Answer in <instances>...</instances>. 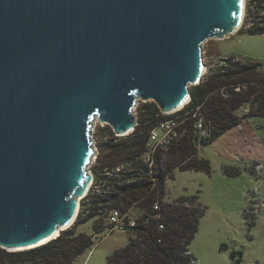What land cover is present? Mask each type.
I'll use <instances>...</instances> for the list:
<instances>
[{"label":"water","instance_id":"water-1","mask_svg":"<svg viewBox=\"0 0 264 264\" xmlns=\"http://www.w3.org/2000/svg\"><path fill=\"white\" fill-rule=\"evenodd\" d=\"M245 13L246 0H0V247L74 225L93 123L125 137L137 100L179 111L204 75L201 45Z\"/></svg>","mask_w":264,"mask_h":264},{"label":"trees","instance_id":"trees-1","mask_svg":"<svg viewBox=\"0 0 264 264\" xmlns=\"http://www.w3.org/2000/svg\"><path fill=\"white\" fill-rule=\"evenodd\" d=\"M241 34H264V0H247ZM210 69L206 79L190 90L191 100L178 113V137L167 150H157L152 168L144 162L150 132L170 116L161 113L154 102L140 105L135 130L117 137L110 127L102 145L95 181L104 183L101 193L93 190L81 201L76 222L51 242L27 251L9 252L0 247V264H72L90 251L102 233L99 217L112 210L121 213L135 207L138 226L128 231V243L116 249L106 264H193L190 251L205 207L198 195L165 200L166 179L175 171L211 173L208 159L199 157L202 147L242 122L243 117L264 118V69L257 60L226 56ZM238 89V90H236ZM246 107V108H245ZM200 117L210 137L195 128ZM107 126V125H106ZM119 169V171H118ZM227 175H240L238 168L224 167ZM159 204V210L154 205ZM134 208V209H135ZM99 220H98V219ZM94 219L93 235L77 232L79 224ZM163 229H159V225ZM234 257V252H231ZM240 260V259H239Z\"/></svg>","mask_w":264,"mask_h":264},{"label":"rangeland","instance_id":"rangeland-1","mask_svg":"<svg viewBox=\"0 0 264 264\" xmlns=\"http://www.w3.org/2000/svg\"><path fill=\"white\" fill-rule=\"evenodd\" d=\"M201 48L205 69L201 82L213 64L226 56L257 60L264 69V34H241L238 30L223 40H207ZM142 103L137 100L133 108L136 118ZM245 110L242 108L238 112L242 117L239 125L199 150L198 156L211 163L210 174L176 170L174 177L166 179V201L198 195L205 207L199 231L190 245V251L196 258L193 264H264V168H259V163L264 166V161L258 155V151L264 152V118L243 117ZM176 116L178 113L172 118ZM107 127L97 123L91 133L97 153L96 160L87 169L94 177L101 170L97 168L101 165L98 158L102 145L108 139L104 131ZM243 133L245 137L241 135ZM252 149L255 152L250 153ZM254 158L261 162L250 161ZM225 166L240 169V175H227ZM139 213L140 209L135 208L131 215ZM99 219L102 233L97 235L93 248L72 264H106L110 254L128 243L129 232L118 228L110 232L107 217ZM93 224L94 219L81 223L77 232L93 235ZM231 252H234V257Z\"/></svg>","mask_w":264,"mask_h":264},{"label":"built area","instance_id":"built-area-1","mask_svg":"<svg viewBox=\"0 0 264 264\" xmlns=\"http://www.w3.org/2000/svg\"><path fill=\"white\" fill-rule=\"evenodd\" d=\"M246 7H247V5H246ZM217 65L218 64H213V66H217ZM236 90H238V89H236ZM189 102H190V100L188 101V103ZM185 106L180 108V110L177 112H174L172 114H168L167 116H170V117L164 121H161L150 132L149 141H148V145H147V152L144 155V162L147 163L149 168H152V165L154 162L155 152L157 150H167L170 147V145L172 144L173 140L178 137L177 128L180 124L179 118L181 116L178 115L175 118H172V117H173V115H176L177 113L182 111L185 108ZM244 112L247 113L248 109H246ZM97 123H99V122L95 121L93 123V126L91 128V133L94 131V128L97 126ZM195 128L198 130H201L202 137H204V138L210 137V131L205 127L203 117H200L199 120L196 122ZM90 137L92 140V135ZM92 142H94V141L92 140ZM94 160H96V159L94 158ZM94 160L92 159L91 163H93ZM262 167H263V165L259 166V168H262ZM118 171H119V169H118ZM95 180L96 179L94 177V180H93L92 184L90 185L88 194L90 193L91 190H93L96 193L102 192V189L104 187V183L96 182ZM87 195H86V197H87ZM132 209L133 208H131L128 212H126L124 214L121 213L119 210H112L109 212L107 220H108V223L110 225V232L114 231L117 228L128 232V231L134 230L138 226L137 215H133V216L131 215V213L134 210V209L133 210ZM154 209L159 210V204H155ZM159 229H163L162 224L159 225Z\"/></svg>","mask_w":264,"mask_h":264},{"label":"crops","instance_id":"crops-1","mask_svg":"<svg viewBox=\"0 0 264 264\" xmlns=\"http://www.w3.org/2000/svg\"><path fill=\"white\" fill-rule=\"evenodd\" d=\"M223 58V57H222ZM260 127H263V125H260ZM245 133H243V134H241V135H243V137H245L246 135H244ZM247 138H248V136H247ZM246 139V138H245ZM258 144H260V143H258ZM257 147V146H256ZM255 152V150L254 149H252L251 151H250V153L251 152ZM257 153V152H256ZM257 155V154H256ZM258 155L259 156H262V161H264V152H262V153H259V151H258ZM255 159V158H254ZM250 161H257V162H261L260 160H258V159H255V160H250ZM259 164H261V165H263L262 163H259ZM263 168H264V166H263ZM135 207H133V209H134ZM132 209V210H133Z\"/></svg>","mask_w":264,"mask_h":264},{"label":"bare ground","instance_id":"bare-ground-1","mask_svg":"<svg viewBox=\"0 0 264 264\" xmlns=\"http://www.w3.org/2000/svg\"><path fill=\"white\" fill-rule=\"evenodd\" d=\"M204 71H205V69L203 68V73H204ZM185 105H186V103H185ZM185 105H184V106H185ZM180 108H182V106H180ZM177 110H178V109H176L175 111H177ZM175 111H173V112H175ZM173 112H172V113H173ZM90 185H91V183L87 186V189L90 187ZM87 189L85 190L84 194L86 193ZM73 220H74V219H73ZM73 220L71 221V223H70L67 227H69V226L73 223ZM56 235H57V234H55L54 237H56Z\"/></svg>","mask_w":264,"mask_h":264}]
</instances>
